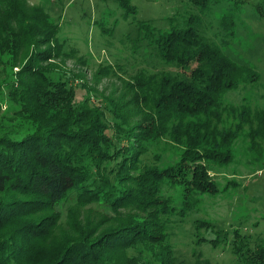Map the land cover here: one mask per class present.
<instances>
[{"label": "trees", "instance_id": "trees-1", "mask_svg": "<svg viewBox=\"0 0 264 264\" xmlns=\"http://www.w3.org/2000/svg\"><path fill=\"white\" fill-rule=\"evenodd\" d=\"M175 1L183 10L166 27L137 19L127 30L128 78L99 65L91 84L66 65L78 51L43 7L0 0V264H216L205 244L228 248L233 264H264V241L241 225L198 217L189 245L177 242L200 202L223 191L217 170L239 142L264 166V107L225 100L259 74L206 24L227 3L221 24L233 35L234 13L250 2L264 16V0ZM105 77L119 93L98 88Z\"/></svg>", "mask_w": 264, "mask_h": 264}, {"label": "rangeland", "instance_id": "rangeland-1", "mask_svg": "<svg viewBox=\"0 0 264 264\" xmlns=\"http://www.w3.org/2000/svg\"><path fill=\"white\" fill-rule=\"evenodd\" d=\"M132 1L138 6V14L125 17L117 0H27L29 4L43 7L61 25L59 37L66 42V51L73 48L78 51V57L69 58L66 65L77 73L81 72L91 84L96 81L92 78L99 65L119 64L124 71L120 70L118 74L124 78L133 73V54L124 42L132 22L149 19L166 27V18L183 10L175 0ZM229 7L227 3L214 5V14L206 20L208 35L233 58L252 65L259 78L230 90L225 100L264 107V16L248 2L234 13V34H228L221 21L230 12ZM82 56L87 60L86 64L80 63ZM121 85L118 78L105 77L98 88L106 94L119 93ZM6 107L3 105L2 110ZM245 150V143L239 142L236 161L216 171L217 182L223 191L216 196H206L200 202V209L189 216L177 236L180 245L188 246L191 242L190 226L198 217L222 222L230 228L241 225L252 241L259 238L264 241V166L257 168L250 163ZM204 250L216 264H233L234 257L228 248L217 249L205 244Z\"/></svg>", "mask_w": 264, "mask_h": 264}]
</instances>
